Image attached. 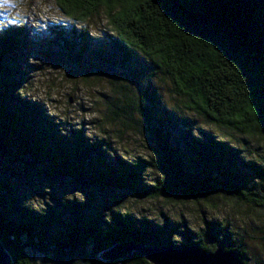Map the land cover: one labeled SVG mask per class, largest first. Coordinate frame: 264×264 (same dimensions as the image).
Here are the masks:
<instances>
[{
    "label": "trees",
    "instance_id": "1",
    "mask_svg": "<svg viewBox=\"0 0 264 264\" xmlns=\"http://www.w3.org/2000/svg\"><path fill=\"white\" fill-rule=\"evenodd\" d=\"M56 4L78 23L103 10L111 47L123 63L134 54L146 58L153 73L165 77L172 92L184 100L186 111L241 134L264 132V0H56ZM53 32L54 38L46 43L48 55L82 69L91 44L84 30ZM30 45L25 26L0 32V76L6 77L0 86L1 157L22 162L28 170L44 167L54 177L77 183L125 189L140 199L223 196L264 209V197L244 190L233 147L209 134L196 138L193 126L183 120V142L197 165L186 163L180 145L165 132V122L174 119L166 107L152 109L160 118L154 127L158 149L148 159L111 162L102 141H90L82 128L68 133L42 102L23 95V78L15 77L21 68L11 59ZM107 49L97 48L92 54L113 63ZM253 98L260 101L259 107ZM148 171L156 176L147 178ZM106 210L93 211L90 201L75 197L30 208L15 192L11 178L0 173V240L14 264H150L138 252L118 261L97 259L114 245L128 242L197 245L207 251L221 245L238 251L249 264L240 245L229 241L228 227L219 222L206 224L198 240L177 245L172 235L163 238L165 226L110 206ZM67 214L69 221L64 220ZM32 253L41 261L33 262Z\"/></svg>",
    "mask_w": 264,
    "mask_h": 264
},
{
    "label": "rangeland",
    "instance_id": "2",
    "mask_svg": "<svg viewBox=\"0 0 264 264\" xmlns=\"http://www.w3.org/2000/svg\"><path fill=\"white\" fill-rule=\"evenodd\" d=\"M13 26H25L31 39L30 47L11 59L21 68L15 77L23 78V95L42 102L49 115L68 133L82 128L90 141H102L111 162L118 158L129 162L148 159L158 149L154 127L160 118L152 109L155 105L166 107L174 119L165 122V132H169L172 143L180 145L187 164L197 165L190 159L194 155L183 142V120L193 126L196 138L202 140V134H209L229 143L239 155V178L244 190L264 197V132L241 134L207 123L201 116L186 111L184 100L172 92L165 77L153 73L146 58L134 54L130 61L123 63L122 56L111 47L112 33L103 10L78 23L62 14L56 0H0V32ZM56 28L75 34L84 30L91 44L83 57L82 69L64 59L62 62L60 58H52L45 51ZM97 48H108L107 56L114 62L96 58L92 50ZM5 79L0 76V86ZM0 158V173L11 178L15 192L30 208L42 209L54 205L57 199L66 201L75 197L90 201L93 211L106 212L110 206L165 226L163 238L172 235L177 245L198 240L206 224L219 222L228 227L229 241L240 245L249 264H264V209L251 202L223 196L200 200L140 199L125 189L81 184L54 177L44 167L28 170L22 162L1 155ZM155 176L153 171H148L147 178ZM211 242L206 237V243L211 245ZM30 257L33 262L41 261V256L35 253Z\"/></svg>",
    "mask_w": 264,
    "mask_h": 264
},
{
    "label": "water",
    "instance_id": "3",
    "mask_svg": "<svg viewBox=\"0 0 264 264\" xmlns=\"http://www.w3.org/2000/svg\"><path fill=\"white\" fill-rule=\"evenodd\" d=\"M134 252L142 254L150 264H246L238 251L219 245L207 251L197 245L177 248L173 245L144 246L133 242L119 243L102 252L101 261L123 260ZM0 264H14V261L0 240Z\"/></svg>",
    "mask_w": 264,
    "mask_h": 264
},
{
    "label": "snow or ice",
    "instance_id": "4",
    "mask_svg": "<svg viewBox=\"0 0 264 264\" xmlns=\"http://www.w3.org/2000/svg\"><path fill=\"white\" fill-rule=\"evenodd\" d=\"M252 102L255 103L258 107L260 106V101L259 100L253 98Z\"/></svg>",
    "mask_w": 264,
    "mask_h": 264
}]
</instances>
